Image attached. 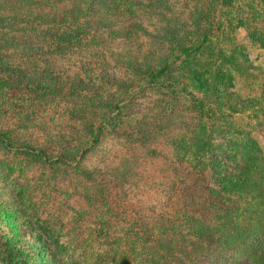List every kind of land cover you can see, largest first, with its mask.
Masks as SVG:
<instances>
[{"label":"trees","instance_id":"1","mask_svg":"<svg viewBox=\"0 0 264 264\" xmlns=\"http://www.w3.org/2000/svg\"><path fill=\"white\" fill-rule=\"evenodd\" d=\"M172 5L0 0V112L20 111L21 129L44 128V108L63 119L39 129L48 138L40 145L0 126V153L16 168H46L50 182L78 181L72 229L90 248L76 259L54 223L0 203L12 231L0 233V263L264 264V157L252 136L264 126V82L258 96L236 90L237 78L255 81L262 70L234 37L241 30L264 51V0H184L193 7L184 20ZM113 136L125 144L117 166L85 167ZM161 160L164 203L135 209L128 185ZM19 226L33 240L20 242Z\"/></svg>","mask_w":264,"mask_h":264},{"label":"rangeland","instance_id":"2","mask_svg":"<svg viewBox=\"0 0 264 264\" xmlns=\"http://www.w3.org/2000/svg\"><path fill=\"white\" fill-rule=\"evenodd\" d=\"M184 0H170L173 4V12L179 16L180 20H184L190 16L189 11L193 10V7L190 5L188 10H185L181 7ZM242 4L238 7L248 12L249 10L245 7H241ZM175 16V15H173ZM259 26L264 25L258 22ZM260 27V28H262ZM151 29V28H150ZM236 41L239 42L243 47H245V54L247 55L249 61L256 68L262 70L261 75L255 72L258 75V78L254 81L252 79H236V90L240 91L243 95L249 96H258L260 93V88L258 84L263 83L264 77V51L258 49L257 47L252 46L245 35L244 32L238 30L234 35ZM145 42V41H144ZM20 111L13 109L12 106H9L8 112H0V126L2 128H13L16 130L18 136L23 137L28 141H35L38 145L44 144L45 140L48 139L41 130L50 128L51 130H58V127H61L63 119L58 113H61L60 108H51L50 111L46 112L44 108L42 111L38 112V115L41 116V120L44 123V128H39L41 126H29L27 128H14L16 126L17 114ZM15 121H14V120ZM41 129V130H39ZM253 138L258 142L259 146L262 149V155L264 157V126L262 129H256L253 133ZM119 138L115 136L109 137L106 139L100 147L94 151L88 159L85 161L84 165L87 168L91 167H107V166H117L121 160V156L125 154V150L122 146H125L123 142H120ZM165 161H157L152 163L143 164V167L140 170L139 179H135L134 182L128 185V191L132 197L131 204L135 209L138 207L140 202H144L148 207L158 208L159 205L165 201V193L163 192L161 182V177L169 175V169H167V164ZM17 162L12 155L6 153H0V203L6 204L7 207H19L23 212L24 219L30 221L31 223H40L46 222L48 226H52L53 233L60 235V244H66V247L71 250V247L74 248L73 257L79 259L85 253L89 252L88 247H83L82 237H77L75 240L74 232L72 229V218H74L73 209L78 208V200H76V193L80 191L79 183L75 179L67 183L62 184L57 181L50 182V174L48 170L42 168L39 165H26L25 163H19V168H16ZM171 175V174H170ZM153 179V181L150 180ZM170 178V176H169ZM136 182V183H135ZM70 184V185H69ZM54 185L56 190H67L73 195V199L76 200V203L71 201V198L68 202H63V198L59 197V191L53 192L49 188ZM74 192H76L74 194ZM166 192V189H165ZM178 201V200H176ZM120 204L124 206L125 201L120 199ZM132 204V205H133ZM130 210H128L129 212ZM56 218V221L55 219ZM16 231H19L21 235V241H31L33 237L31 236V230L29 227H17ZM12 232L10 228L5 226L4 223L0 221V233L9 235ZM74 240V242H73ZM21 244V243H20ZM19 245V244H18ZM29 244L26 243L22 245L23 250L30 251L28 248ZM87 249V250H86ZM71 253L64 254V258L67 259ZM2 264V263H0Z\"/></svg>","mask_w":264,"mask_h":264}]
</instances>
